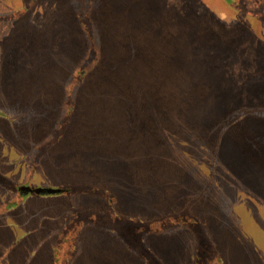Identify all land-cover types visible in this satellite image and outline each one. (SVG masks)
I'll list each match as a JSON object with an SVG mask.
<instances>
[{
  "label": "rangeland",
  "instance_id": "374dc122",
  "mask_svg": "<svg viewBox=\"0 0 264 264\" xmlns=\"http://www.w3.org/2000/svg\"><path fill=\"white\" fill-rule=\"evenodd\" d=\"M0 264H264V0H0Z\"/></svg>",
  "mask_w": 264,
  "mask_h": 264
},
{
  "label": "water",
  "instance_id": "95a60500",
  "mask_svg": "<svg viewBox=\"0 0 264 264\" xmlns=\"http://www.w3.org/2000/svg\"><path fill=\"white\" fill-rule=\"evenodd\" d=\"M20 189L24 192H35L38 194H45V193H57V192H61L62 188H57V187H31L28 185H23L20 187Z\"/></svg>",
  "mask_w": 264,
  "mask_h": 264
},
{
  "label": "trees",
  "instance_id": "16d2710c",
  "mask_svg": "<svg viewBox=\"0 0 264 264\" xmlns=\"http://www.w3.org/2000/svg\"><path fill=\"white\" fill-rule=\"evenodd\" d=\"M236 6H237L238 8H240V7H241V8H242V7L245 8L244 6H241L240 4H238V5H236ZM246 9H248V8H245L244 10H246Z\"/></svg>",
  "mask_w": 264,
  "mask_h": 264
}]
</instances>
